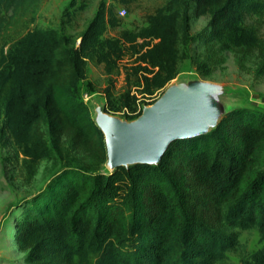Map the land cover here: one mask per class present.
<instances>
[{
    "label": "trees",
    "instance_id": "trees-1",
    "mask_svg": "<svg viewBox=\"0 0 264 264\" xmlns=\"http://www.w3.org/2000/svg\"><path fill=\"white\" fill-rule=\"evenodd\" d=\"M39 1L0 0V132L28 177L41 159L62 162L14 220L26 262L216 264L256 227L262 244L241 264H264V110L241 104L209 132L171 142L157 165L108 171L103 134L77 95L88 63L112 74L127 60L126 85L156 97L177 77L187 39L202 47L199 77L227 51L240 68L253 59L264 77V0H165L145 26L101 40L118 22L103 4L77 46L54 29L29 28ZM190 10L207 23L189 36ZM124 98L128 119L155 100L129 88Z\"/></svg>",
    "mask_w": 264,
    "mask_h": 264
},
{
    "label": "rangeland",
    "instance_id": "rangeland-1",
    "mask_svg": "<svg viewBox=\"0 0 264 264\" xmlns=\"http://www.w3.org/2000/svg\"><path fill=\"white\" fill-rule=\"evenodd\" d=\"M165 0H40L35 10L29 28L54 29L67 35L71 42L78 45L81 33L95 15L100 5H111L117 17L115 26H107L100 39L116 37L121 30H136L146 25L147 17L153 14ZM124 10V13L122 12ZM190 14L189 36L198 33L207 23L206 16ZM260 34L264 36V15ZM202 47L199 43L187 39L179 44V73L182 75L198 76L194 60L198 57ZM128 66L129 61L123 60ZM124 64L116 73L107 74L102 64L88 63L86 75L78 84L79 99L88 103L93 98L106 102L110 113L125 116L129 107L122 106L125 100L124 93L129 88L140 100L149 102L158 97H141L133 86L128 87L124 78ZM253 59L245 62L240 68L235 61L234 53L227 51L225 61L215 67L205 80L231 84L243 89L238 101L245 107L264 110V77L254 75ZM174 78V79H176ZM92 81L93 92L87 89L86 82ZM133 81V77H131ZM105 92H108L106 96ZM136 101L135 109L138 108ZM131 107H134L133 105ZM1 127V121H0ZM49 139V137L47 136ZM86 161V160H85ZM59 158L41 159L38 161L35 172L28 177L25 167L13 155V150L0 132V264H28L25 254L16 248L14 240V220L22 212L26 200L44 188L48 180L60 168ZM101 170H108L105 163L100 165ZM262 242L256 227L242 230L239 235V245L228 251L225 258L216 264H241L250 254L261 246ZM94 255H90L89 264L94 263Z\"/></svg>",
    "mask_w": 264,
    "mask_h": 264
},
{
    "label": "water",
    "instance_id": "water-1",
    "mask_svg": "<svg viewBox=\"0 0 264 264\" xmlns=\"http://www.w3.org/2000/svg\"><path fill=\"white\" fill-rule=\"evenodd\" d=\"M243 89L182 75L173 79L151 103H142L132 119L107 111L106 102L87 104L104 137L105 165L112 171L135 164L157 165L168 145L214 129L230 111L241 106Z\"/></svg>",
    "mask_w": 264,
    "mask_h": 264
},
{
    "label": "built area",
    "instance_id": "built-area-1",
    "mask_svg": "<svg viewBox=\"0 0 264 264\" xmlns=\"http://www.w3.org/2000/svg\"><path fill=\"white\" fill-rule=\"evenodd\" d=\"M122 12L124 13V10Z\"/></svg>",
    "mask_w": 264,
    "mask_h": 264
}]
</instances>
